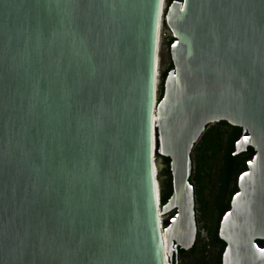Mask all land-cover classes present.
<instances>
[{
    "label": "water",
    "instance_id": "obj_1",
    "mask_svg": "<svg viewBox=\"0 0 264 264\" xmlns=\"http://www.w3.org/2000/svg\"><path fill=\"white\" fill-rule=\"evenodd\" d=\"M163 5L0 0V264H172L197 241L192 152L221 122L248 134L234 156L255 151L222 264H264V0Z\"/></svg>",
    "mask_w": 264,
    "mask_h": 264
},
{
    "label": "trees",
    "instance_id": "obj_2",
    "mask_svg": "<svg viewBox=\"0 0 264 264\" xmlns=\"http://www.w3.org/2000/svg\"><path fill=\"white\" fill-rule=\"evenodd\" d=\"M175 1L168 0L166 12ZM164 28L166 26L164 24ZM174 39L164 36L161 46L169 53V63L160 75L159 102L164 96V84L169 72L173 69L170 58V48ZM237 141H222L220 133L214 129H207L198 144L194 148L196 157L193 159V174L190 180L195 190L197 225L202 220L209 222L207 231L210 236V243L202 246L197 238L196 244L190 252L180 250V255L173 264H222L223 254L226 245L219 238L220 224L223 217L230 211L233 197L238 193V179L247 170V163L255 156V151L249 148L242 155L234 156L235 144ZM159 140L156 132V160L161 162V169L158 179L161 187V207H164L173 193L172 175L170 171V160L162 158L158 154ZM193 153V152H192ZM209 192V194H208ZM173 215L165 217L164 228L170 225ZM259 248L264 249V242H256Z\"/></svg>",
    "mask_w": 264,
    "mask_h": 264
},
{
    "label": "flooded vegetation",
    "instance_id": "obj_3",
    "mask_svg": "<svg viewBox=\"0 0 264 264\" xmlns=\"http://www.w3.org/2000/svg\"><path fill=\"white\" fill-rule=\"evenodd\" d=\"M208 129H214L216 133H220V135L222 137V141H231L232 140V141H237L238 142L243 137L248 136V134H245L242 129L232 127V126H230V125H228L227 123H224V122L212 124V125H210L208 127ZM237 142H236V144H237ZM236 144H235V146H236ZM172 215H173V213H172ZM196 221H197V217H196ZM190 251H188V252H190ZM179 255H180V251H179Z\"/></svg>",
    "mask_w": 264,
    "mask_h": 264
},
{
    "label": "rangeland",
    "instance_id": "obj_4",
    "mask_svg": "<svg viewBox=\"0 0 264 264\" xmlns=\"http://www.w3.org/2000/svg\"><path fill=\"white\" fill-rule=\"evenodd\" d=\"M167 2H168V0H166V3ZM164 36H166V37H170L171 36V33L168 31L167 28L166 29L164 28V30H162L161 42H162V39H163ZM168 63H169V53H168V51L164 50V48L161 46V50H160V73L167 67ZM195 153L196 152H194V151L192 153L193 159L196 157ZM156 164H157V166L159 168V166L161 165V162L156 160ZM208 194H209V192H208ZM199 217H200V225H201V227H205L206 228L207 225L210 224V223L209 222L207 223L206 221L202 220V217L200 216V214H199ZM199 243H200V245H202V240L201 239H199ZM179 264H184V263L182 262V263H179Z\"/></svg>",
    "mask_w": 264,
    "mask_h": 264
},
{
    "label": "built area",
    "instance_id": "obj_5",
    "mask_svg": "<svg viewBox=\"0 0 264 264\" xmlns=\"http://www.w3.org/2000/svg\"><path fill=\"white\" fill-rule=\"evenodd\" d=\"M162 30H164V25H162ZM160 219H161V224H162L163 221L165 220V217H162L160 215ZM197 227H198L197 238L202 240V245L203 246H207L208 247V245L210 243V236H209V233H208L207 229L205 227H201L200 224L197 225ZM166 262H167V264H171V261L168 259L167 255H166ZM179 263H182V262H179ZM172 264H173V262H172Z\"/></svg>",
    "mask_w": 264,
    "mask_h": 264
},
{
    "label": "bare ground",
    "instance_id": "obj_6",
    "mask_svg": "<svg viewBox=\"0 0 264 264\" xmlns=\"http://www.w3.org/2000/svg\"><path fill=\"white\" fill-rule=\"evenodd\" d=\"M165 6H166V0H164V5H163V13H164V10H165ZM162 22H163V17H162ZM161 35H162V29H161ZM159 63H160V55H159ZM159 68H160V66H159ZM155 172L157 173V172H159V168H158V166H157V164H156V160H155ZM156 184H157V186H158V176H157V178H156ZM164 240H165V237H164ZM166 244V243H165Z\"/></svg>",
    "mask_w": 264,
    "mask_h": 264
}]
</instances>
